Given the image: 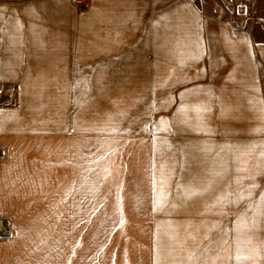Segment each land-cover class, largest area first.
<instances>
[{
    "label": "crops",
    "instance_id": "1",
    "mask_svg": "<svg viewBox=\"0 0 264 264\" xmlns=\"http://www.w3.org/2000/svg\"><path fill=\"white\" fill-rule=\"evenodd\" d=\"M0 9V90L37 91L47 77L67 91L75 76L161 77L163 171L179 190V264H237L238 252L253 257L240 264H264L260 189L238 207L216 203L264 168V0H90L86 10L35 0ZM6 121L0 115V126ZM238 158L246 171L237 170ZM188 188L201 194L186 198ZM247 203L256 226L238 235Z\"/></svg>",
    "mask_w": 264,
    "mask_h": 264
},
{
    "label": "rangeland",
    "instance_id": "2",
    "mask_svg": "<svg viewBox=\"0 0 264 264\" xmlns=\"http://www.w3.org/2000/svg\"><path fill=\"white\" fill-rule=\"evenodd\" d=\"M69 78L0 90V264H179L161 77Z\"/></svg>",
    "mask_w": 264,
    "mask_h": 264
},
{
    "label": "snow or ice",
    "instance_id": "3",
    "mask_svg": "<svg viewBox=\"0 0 264 264\" xmlns=\"http://www.w3.org/2000/svg\"><path fill=\"white\" fill-rule=\"evenodd\" d=\"M0 11H2V9H0ZM197 112L200 109H195ZM179 111L181 112H186L187 109L185 108H181L179 109ZM160 124L163 126L162 130L167 131V127L165 126V122L164 121H160ZM255 147V146H253ZM261 158L264 159V152H262L261 154ZM236 163H238L239 165H241V167H238V171H246V161H242L239 160V158L237 159ZM223 173H217V175H222ZM264 177V168L259 170L258 175H254L251 177H248L249 180L253 181L252 183H249L247 185H242L240 188H238L235 192H229L227 193L226 196L218 198L217 200V205H219L221 208H223L225 205H235V206H239L241 203H243L246 200H249V198L253 195L254 191L257 189H260L259 192V203L257 205V209L259 211V214L264 216V211H260L261 207L264 206V185H262L260 183V179ZM154 183V190H155V184L156 181L154 179L153 181ZM161 183V191L159 193V197L158 199L155 201L154 203V208H160L163 207L167 201V193L163 190L164 184H165V180L162 179L160 181ZM201 192L200 190H196V189H192V188H188L185 189L183 192V195L186 198H191L197 195H200ZM215 206V205H214ZM253 208V204L252 203H247L245 205V210L243 212H238L237 213V218H236V231L237 234L239 235V233L244 230V229H248L251 230L249 228V222H251V228H255L256 226V219L254 217H248L247 212L251 211ZM220 215H228L227 212L225 211H221L219 212ZM227 241H225L226 243ZM257 259L259 258V254H257ZM189 259H191V257H189ZM231 259V257H230ZM249 259H253V257L248 256V255H243L240 252H238L235 256V260L237 261V264H240L241 261H245V260H249Z\"/></svg>",
    "mask_w": 264,
    "mask_h": 264
},
{
    "label": "built area",
    "instance_id": "4",
    "mask_svg": "<svg viewBox=\"0 0 264 264\" xmlns=\"http://www.w3.org/2000/svg\"><path fill=\"white\" fill-rule=\"evenodd\" d=\"M74 5L80 7H87L89 0H70ZM226 4L233 6L242 3L243 0H225Z\"/></svg>",
    "mask_w": 264,
    "mask_h": 264
},
{
    "label": "bare ground",
    "instance_id": "5",
    "mask_svg": "<svg viewBox=\"0 0 264 264\" xmlns=\"http://www.w3.org/2000/svg\"><path fill=\"white\" fill-rule=\"evenodd\" d=\"M2 221H7V220H2ZM0 235H3L2 233H1V231H0ZM7 237V236H6Z\"/></svg>",
    "mask_w": 264,
    "mask_h": 264
}]
</instances>
